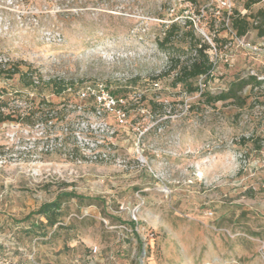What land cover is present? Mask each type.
I'll return each instance as SVG.
<instances>
[{"label": "rangeland", "instance_id": "1", "mask_svg": "<svg viewBox=\"0 0 264 264\" xmlns=\"http://www.w3.org/2000/svg\"><path fill=\"white\" fill-rule=\"evenodd\" d=\"M232 9L256 15L264 0H0V59L36 84L0 75L5 112L25 122L0 124V264H264V84L242 108L208 105L172 86L188 45H156L163 24L189 20L214 65L195 86L264 81V36L235 37ZM97 84L125 104L123 124L77 96ZM101 121L125 167L77 150L75 133L106 136ZM62 192L90 200L63 201L57 228L28 233L22 219Z\"/></svg>", "mask_w": 264, "mask_h": 264}, {"label": "trees", "instance_id": "2", "mask_svg": "<svg viewBox=\"0 0 264 264\" xmlns=\"http://www.w3.org/2000/svg\"><path fill=\"white\" fill-rule=\"evenodd\" d=\"M241 1H243L244 10L247 11L261 0ZM263 18L264 11L262 10H259L256 15L250 14L249 16H246L241 15L236 9H232L230 15L228 16L229 27L235 37L238 38L245 36L252 29L257 31L258 37H263ZM249 19H252L253 21L250 22ZM256 19H259L260 21L257 22ZM183 23V26H181L177 21L171 22L168 25L163 24L162 38L156 42L159 49L166 51L169 54L172 51H178L180 48L177 44L181 42L186 43L188 48L194 53V56L185 62H181L178 59L173 60V68L177 69V72L174 76L172 86L175 87L177 85H182L185 91L189 94L200 92V98L208 105H213L217 102H230L236 104L239 108L245 106L248 96H242L244 90L246 88H250L251 90L253 88L261 87L264 84V81L253 75H248L246 77L236 76L234 80L228 84L225 90H222L217 94H211L208 91L200 90L198 86L194 85V82L201 77H204V81L211 78V73L214 69V65L208 55V50L211 49V46L202 38L195 37L191 21L187 20ZM212 42H214L216 46L219 44V40L217 38H213ZM2 74L7 77L18 75L21 82L29 77L27 72L24 73L17 68L12 66L9 67L7 63L0 65V75ZM50 84L56 88L54 92L55 96L60 95L67 89V86L62 85L60 82L51 81ZM25 85L28 88L36 87L35 81L30 79ZM4 95H6V93L0 92V124L5 122L25 123L22 116H15L13 114L15 113L14 110H11V112H5L6 110L8 111L10 107L8 102L3 99ZM148 103L153 110L162 106L161 103L152 100H149ZM122 108L126 110L125 104ZM255 147V149L259 150L261 145L259 144ZM68 199H77L79 201L90 200L89 198H84L74 192H62L58 194L53 201L41 204L36 211L29 213L22 219V221L29 223L28 233L36 229L39 235H47V229L52 230L60 222V219L63 216L61 211L62 202ZM33 215L37 216V220L35 222H29ZM41 218L45 220V223L39 221Z\"/></svg>", "mask_w": 264, "mask_h": 264}, {"label": "built area", "instance_id": "3", "mask_svg": "<svg viewBox=\"0 0 264 264\" xmlns=\"http://www.w3.org/2000/svg\"><path fill=\"white\" fill-rule=\"evenodd\" d=\"M6 63L5 59H0V65ZM76 94L80 99H91L95 103L94 114L97 117H101L104 114H113L115 121L123 124L125 112L122 104H120L122 100L116 99L101 85H84L78 89ZM101 122L102 124L100 125L105 127L106 136L99 139L93 136H80L75 133L73 138L77 150L91 162L114 163L125 167L124 161L115 154L114 132L109 130L106 122ZM93 252H96L95 248Z\"/></svg>", "mask_w": 264, "mask_h": 264}]
</instances>
